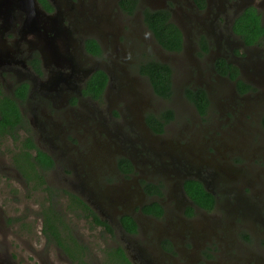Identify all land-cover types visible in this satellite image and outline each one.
I'll return each mask as SVG.
<instances>
[{
	"label": "flooded vegetation",
	"instance_id": "flooded-vegetation-1",
	"mask_svg": "<svg viewBox=\"0 0 264 264\" xmlns=\"http://www.w3.org/2000/svg\"><path fill=\"white\" fill-rule=\"evenodd\" d=\"M36 1L47 15L60 13L71 41L66 52L63 42L55 50L61 52L62 45L65 60L46 65L36 37L22 33L24 14L16 11L6 28L0 19V46L9 55L0 62V91L17 103L23 118L11 131L20 148L8 170L21 178L23 187L49 196L44 210L53 209L55 195L65 193L70 213L102 231L104 240L118 239L101 248L103 263L106 251L120 248L130 264H264V250L251 248L255 240L264 246V165L252 160L249 143L237 142L241 130L235 127L246 114L250 123L258 118V125L240 135L250 136V142L262 135L257 148H264V35L246 44L236 33L238 19L249 9L264 28V0H138L132 15L123 12L121 0H52L53 5L46 0L50 11ZM146 9L165 10L170 21L176 20L179 52L157 45L143 24ZM88 40L97 43L99 54L91 53ZM151 60L170 68L172 91L180 83L179 102L182 97L188 115L184 127L174 126L176 108L160 109L156 102L170 98L156 96L149 79L139 73L140 65ZM175 67L183 78H175ZM98 71L107 80L95 98L89 81ZM131 78L140 83H130ZM7 138L17 141L7 134L0 144ZM21 150L33 157L40 151L51 165L40 160L32 167ZM262 178L263 187L252 193ZM189 183L212 197L211 208L190 198ZM66 193L80 201H70ZM154 205L161 209L159 216ZM41 214L40 235L47 242ZM60 220V234L71 232L82 244L75 227L70 230L63 215ZM199 221L216 241L194 255L185 243L196 234L190 226ZM55 246L65 263L78 264ZM89 253L86 247L83 261L95 264Z\"/></svg>",
	"mask_w": 264,
	"mask_h": 264
},
{
	"label": "rangeland",
	"instance_id": "rangeland-1",
	"mask_svg": "<svg viewBox=\"0 0 264 264\" xmlns=\"http://www.w3.org/2000/svg\"><path fill=\"white\" fill-rule=\"evenodd\" d=\"M97 1H99L98 4L101 3L100 0ZM143 5L147 7L146 4ZM98 15L104 17V14L100 12ZM172 21L176 22L174 18ZM149 55L153 56L152 53ZM173 71L176 79L183 78V73L179 74V69L175 67L173 68ZM131 76L134 77L133 75ZM131 79L132 81L130 83H135V85L140 83L138 79ZM175 81L176 83L178 82V80ZM177 84L174 86V90L172 91L169 100L160 102L157 99L156 102H158L160 109L167 108L170 105H172L170 108H176L179 111V118L174 126L184 127L183 123L185 120H188V115L187 112H184L185 108L182 97L180 98L181 102H179V90H181V86ZM254 114L255 112H253L252 115ZM254 118L257 123L254 124V121L253 123H250V116L246 114V116L243 118L240 117V119L237 120L235 127H238L241 130L240 133H246V131L250 129V126L258 125L259 119L256 117ZM240 133L237 137V142L249 143L247 147L251 148L249 150L252 153V160L258 162V164L264 165V148L261 150L257 148L261 145L262 135L256 136V142H250V136H243L240 135ZM230 142L234 146L236 145L234 141ZM19 148L20 140L18 139L17 141H12L7 138L2 144H0V165L2 168V170L0 169V260H4L7 264H68L65 263L59 254H57V247L55 244L48 241L46 242L44 237L40 235L41 230H43L41 213L44 211V208L48 207L46 203L48 195L46 196L45 193H42L39 190L32 191L29 188L23 187L21 178L11 169L8 170V167L10 166L9 160L13 154L18 153ZM243 163H249V161L243 160ZM237 166L240 165H232V167ZM260 181L262 186H260V182H256L252 189V193L263 187V178ZM55 196L57 197L54 198L56 202L53 205V210L56 213L63 215L65 223H67L69 228L72 226L75 227V233L81 239L80 242L89 248V254L93 256L94 263L103 264L101 248L116 245V242H119L118 239L112 238L111 240H104L107 238L105 237L106 235L102 234V231L89 227L88 223L76 218L73 213L68 211L66 208L67 198L65 193ZM246 196L249 197L250 194H246ZM261 199L264 203V194L261 195ZM227 210H229V214L232 212L231 209ZM190 227L191 229L194 228L196 230V234L192 235L190 240L185 243V246L194 248L192 254L197 255L202 251L201 249L204 246L208 247L210 241L215 245V234H210L209 230L204 231L201 221ZM180 238L181 237H177V244L178 241H180ZM258 242L259 241L255 240V246H252L251 248L253 250H264V246H257ZM177 247L179 249L181 248L179 245ZM221 248H224V246H221Z\"/></svg>",
	"mask_w": 264,
	"mask_h": 264
},
{
	"label": "trees",
	"instance_id": "trees-1",
	"mask_svg": "<svg viewBox=\"0 0 264 264\" xmlns=\"http://www.w3.org/2000/svg\"><path fill=\"white\" fill-rule=\"evenodd\" d=\"M42 8L47 11L52 10L51 6L46 0H38ZM201 2L203 0H200ZM138 0H121L120 7L128 15H132V11L134 10L135 6L137 5ZM245 17H240L238 19L236 33L240 35L242 40L246 44H252L257 41V39L264 35V28L261 27L259 17L255 14L253 9L247 10L244 14ZM143 24L146 30L152 35L153 39L164 51L166 52H179L181 50V32L178 27L170 21V14L165 10H158V11H150L148 9L144 10L143 12ZM88 44V49L91 53L97 55L99 54V46L94 40H88L86 43ZM139 73L145 75L153 88V91L156 96L162 99L170 98L172 94L171 89V70L167 65H163L161 63H156L153 60L143 63L139 67ZM106 76L98 71L94 73L89 83H91V93H93L95 98H99L100 94L103 91V88L106 84ZM90 93V94H91ZM16 97L23 98V95H16ZM202 104V103H201ZM204 106L206 105L203 104ZM199 110L203 109L204 106L197 105ZM0 137H6L7 134L12 136L13 140L17 139L15 134L11 131L14 129L16 124L23 123V118H21L19 109L17 107V103L13 101L9 96H5L1 94L0 91ZM169 113L172 117L173 113L169 110L165 111V114ZM28 149L34 148L33 145L28 144L26 146ZM23 154L26 155L25 158L30 164L33 166V161L38 162L41 160L44 164H49L46 162V156L40 152L36 151V155L33 157L30 155V152L27 150H21ZM51 165V164H49ZM16 169L22 173L23 177L24 171L20 167H16ZM28 178V177H26ZM37 178L41 179V176H37ZM186 191L190 198L198 205H201L205 208H211L213 199L212 197L204 192L198 184L189 183L186 185ZM69 196L70 201L79 202V198H77L74 194L66 193ZM152 208L153 212H156L157 215L161 214V209L154 205ZM81 210L88 211V208L82 207ZM93 216L96 220L97 224L104 225L108 228V232L112 234V231L109 229L107 225L102 223L99 218L94 214H87ZM86 215V216H87ZM158 215V216H159ZM44 233L47 237L48 242H52L55 245H58L70 258L72 261H78V264H91L83 261V251L85 250V246L77 242L69 232L62 233L59 232V225L63 223L60 218L62 217L61 214L56 213L53 211L52 208H47L44 210ZM88 217V216H87ZM128 226L134 229V225L132 224L129 218L124 217L122 219ZM66 234V235H65ZM65 235L64 238H62ZM71 245L72 247H70ZM83 257V258H82ZM107 261L103 264H130L128 259L122 253L120 248L116 250L106 251Z\"/></svg>",
	"mask_w": 264,
	"mask_h": 264
},
{
	"label": "water",
	"instance_id": "water-1",
	"mask_svg": "<svg viewBox=\"0 0 264 264\" xmlns=\"http://www.w3.org/2000/svg\"><path fill=\"white\" fill-rule=\"evenodd\" d=\"M48 1L53 5L52 0ZM16 11L24 14L22 33L36 37L37 50L45 64L55 65L60 60H65L66 46L68 47L67 44L71 40L66 39L68 33L61 27L60 13H56L55 16L47 15L39 8L36 0H0V19L3 21V28L11 24ZM49 32L53 33V36L48 35ZM59 42H63L65 52L62 45L59 46L61 52H55ZM8 56V50L0 46V62L3 63Z\"/></svg>",
	"mask_w": 264,
	"mask_h": 264
}]
</instances>
